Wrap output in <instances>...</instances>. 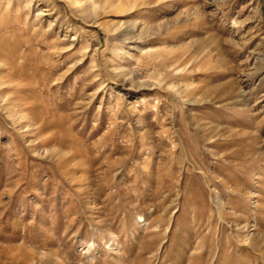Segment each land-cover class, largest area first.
Wrapping results in <instances>:
<instances>
[{
	"label": "rangeland",
	"instance_id": "374dc122",
	"mask_svg": "<svg viewBox=\"0 0 264 264\" xmlns=\"http://www.w3.org/2000/svg\"><path fill=\"white\" fill-rule=\"evenodd\" d=\"M0 264H264V0H0Z\"/></svg>",
	"mask_w": 264,
	"mask_h": 264
}]
</instances>
